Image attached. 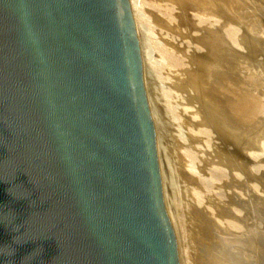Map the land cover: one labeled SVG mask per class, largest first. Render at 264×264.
<instances>
[{
  "label": "water",
  "instance_id": "obj_1",
  "mask_svg": "<svg viewBox=\"0 0 264 264\" xmlns=\"http://www.w3.org/2000/svg\"><path fill=\"white\" fill-rule=\"evenodd\" d=\"M156 139L129 0H0V264H179Z\"/></svg>",
  "mask_w": 264,
  "mask_h": 264
},
{
  "label": "rangeland",
  "instance_id": "obj_2",
  "mask_svg": "<svg viewBox=\"0 0 264 264\" xmlns=\"http://www.w3.org/2000/svg\"><path fill=\"white\" fill-rule=\"evenodd\" d=\"M129 1L179 264H211L215 251L219 264H264V7ZM215 74L229 77L233 99L258 100L245 129L227 124L207 87Z\"/></svg>",
  "mask_w": 264,
  "mask_h": 264
},
{
  "label": "bare ground",
  "instance_id": "obj_3",
  "mask_svg": "<svg viewBox=\"0 0 264 264\" xmlns=\"http://www.w3.org/2000/svg\"><path fill=\"white\" fill-rule=\"evenodd\" d=\"M190 1H192V2H194L195 4V6L193 7V8H195V9H197V8H200V9H204V6H206V5H202L203 4V2H204V0H190ZM228 2V4H229V6L231 7V8H233V10L235 9V11H237V13H239V11H241V7L243 6L242 4H240L237 0H227ZM230 1V2H229ZM253 2V1H252ZM205 3H206V1H205ZM207 3H209V0L207 1ZM255 3V2H254ZM242 5V6H241ZM258 5V4H257ZM208 6V5H207ZM205 7V8H209V7H211L210 5L208 6V7ZM203 7V8H202ZM260 7H264V6H260ZM131 13H132V11H131ZM197 13V12H196ZM250 13V12H249ZM261 15V14H260ZM245 16V15H244ZM195 17V16H194ZM133 22H134V20H133ZM134 26H135V29H136V32H137V28H136V24H135V22H134ZM137 37H138V33H137ZM211 37V36H210ZM140 43V42H139ZM140 50H141V57H142V60H143V56H142V47L140 46ZM217 73V72H216ZM229 77L227 76V75H218V74H215V76L213 77V78H211V80L210 81H208V85H207V87L210 89V90H212L213 91V93L215 94V95H217L219 98H220V100H222V105H224L225 106V108H226V110H227V112H228V115H227V121H228V123L227 124H229V125H231V124H235V125H237L238 127H240L241 129H245V125L247 124V121H248V119H249V117H252L253 118V114H255L256 112H257V110L255 109V108H257V107H253L254 106V104H256V102L258 101L257 99H254V97H253V99L252 98H248L247 96H245V95H242L240 98H237V99H233L232 97H231V95H230V87L232 86L231 85V82H230V79H228ZM208 89V90H209ZM232 92V91H231ZM213 94V95H214ZM236 94V93H235ZM233 95V94H232ZM239 97V96H238ZM255 100H257V101H255ZM261 100V99H260ZM259 100V101H260ZM259 103H261V102H259ZM247 104V105H246ZM249 105V106H248ZM253 107V108H252ZM224 109V108H223ZM249 109H251V111L249 112L248 110ZM223 111H225V110H223ZM264 112V101L262 100V113ZM224 114V113H223ZM258 115H259V113H258ZM226 116V115H225ZM226 123V122H225ZM230 128H231V126H230ZM248 238V237H247ZM243 240V239H242ZM226 242V241H225ZM228 243V242H227ZM235 243H236V241H235ZM258 243V242H257ZM231 244H234L233 242H231ZM238 244V243H237ZM255 244V243H254ZM225 245V244H224ZM236 245V244H235ZM248 246V245H247ZM228 247V246H227ZM245 247V246H244ZM220 248V247H219ZM226 248V247H225ZM245 248H247V247H245ZM254 248H255V246H254ZM215 250V249H214ZM223 251V250H222ZM221 251V253H223ZM230 251V250H229ZM246 251V250H245ZM248 251V250H247ZM252 251V250H251ZM216 252L217 251H215V252H211V254H212V262H211V264H219V259H217V255L218 254H216ZM221 253H219L220 255H221ZM226 253V252H225ZM255 253V252H254ZM216 254V255H215ZM237 254H239V253H237V251H236V257L234 258L235 260H237L238 259V261L241 259V255L238 257L237 256ZM248 255V254H247ZM246 255V256H247ZM249 255H252V254H249ZM210 256V255H209ZM216 256V258H215V260H214V257ZM221 256H224V255H221ZM228 256H229V258H231L230 257V255L228 254ZM218 257H220L219 255H218ZM225 257H227L226 255L224 256V258ZM238 257V258H237ZM247 257H250V256H247ZM221 258V257H220ZM237 258V259H236ZM245 257H243V259H244ZM246 259V258H245ZM244 259V260H245ZM251 261H253L252 260V257H250L249 258ZM219 260V261H218ZM223 260V259H222ZM221 260V263H223L224 262V260L222 261ZM226 260V259H225ZM229 260H231V259H228V261ZM210 262V261H209ZM234 261H233V258H232V262L231 263H233ZM245 262H246V260H245ZM250 261L248 260V263H249ZM224 263H226V262H224ZM239 263H242L243 264V262H239ZM253 263V262H252ZM251 263V264H252ZM255 263V262H254ZM227 264V263H226ZM234 264H235V262H234ZM244 264H246V263H244Z\"/></svg>",
  "mask_w": 264,
  "mask_h": 264
}]
</instances>
